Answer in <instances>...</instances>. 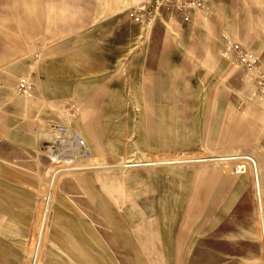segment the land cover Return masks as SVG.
Returning <instances> with one entry per match:
<instances>
[{"label": "rangeland", "instance_id": "obj_1", "mask_svg": "<svg viewBox=\"0 0 264 264\" xmlns=\"http://www.w3.org/2000/svg\"><path fill=\"white\" fill-rule=\"evenodd\" d=\"M145 1L0 0V52L22 46L0 71L25 62L36 71L53 46L85 34L73 24L133 22ZM201 3L147 8L141 56L101 76L102 89L81 77L86 97L62 100L58 124L91 153L75 167L110 168L62 173L50 185L55 167L46 166L39 252L43 212L18 227L0 219V264H264L256 169L234 160L257 162L264 201V0Z\"/></svg>", "mask_w": 264, "mask_h": 264}, {"label": "crops", "instance_id": "obj_2", "mask_svg": "<svg viewBox=\"0 0 264 264\" xmlns=\"http://www.w3.org/2000/svg\"><path fill=\"white\" fill-rule=\"evenodd\" d=\"M73 26L87 27L85 34L73 35L75 39L53 46L36 71L31 72L32 64L26 62L20 64L19 70L0 71V219H11L15 223L16 220L37 219L39 212H43L37 238L45 215L46 166H52L47 150L54 141L53 128L64 126L72 132L69 127L58 124L62 100L86 97L87 88L77 85L85 81L81 77L95 76L93 88H100L105 83L101 76L111 69L119 70L126 57L135 58L142 53L141 29L134 21L83 19ZM10 43L6 52H0V66L7 58L5 55L21 52V42ZM22 82L29 86L26 94L19 91ZM26 123L41 124L52 130L50 133L31 130L24 125ZM94 168L102 167L78 168V171ZM23 225L15 223V227ZM42 232L43 238L44 228Z\"/></svg>", "mask_w": 264, "mask_h": 264}, {"label": "built area", "instance_id": "obj_3", "mask_svg": "<svg viewBox=\"0 0 264 264\" xmlns=\"http://www.w3.org/2000/svg\"><path fill=\"white\" fill-rule=\"evenodd\" d=\"M201 1L202 0H146L145 4L130 16L136 24L142 26L146 19L145 12L149 10L147 8H154L157 10L161 6H169L171 9L174 7L177 9L183 7V9L193 10L202 5ZM235 54L237 59H240L241 64L250 68L253 66L254 61L249 60L250 58L248 59L247 54L241 52L238 47H235ZM258 84L260 87H264V79L259 77ZM19 90L22 94H26L29 90L28 84L23 82L20 83ZM53 131L54 141L47 150L50 163L55 167L52 177L73 171L76 169V164L81 161L91 160L88 144H86L85 140L80 135L70 132L64 126H57L53 128ZM246 157L247 158L237 161L255 166L253 160L248 156ZM245 164L241 165L244 166ZM239 166L237 167V173H240Z\"/></svg>", "mask_w": 264, "mask_h": 264}, {"label": "bare ground", "instance_id": "obj_4", "mask_svg": "<svg viewBox=\"0 0 264 264\" xmlns=\"http://www.w3.org/2000/svg\"><path fill=\"white\" fill-rule=\"evenodd\" d=\"M244 158H247V157H242V156H240L239 158L238 157H234V160H240V159H244ZM222 160H224V159H221V158L218 157L216 159H213L212 161L217 162V161H222ZM207 161H210V160H207ZM253 162H254V165H255L253 167H255V169H256V174H254V180H255L254 181V186H255V189H256V200H257V205H258V219H259V223H260V232L259 233H261V240H262L263 252H264V201L262 199L261 191H260V179H259V176H258L257 162L254 161V160H253ZM239 168H240V173H242L245 170V167L239 166ZM78 170L79 169L76 168L73 171H78ZM56 177L57 176L51 177L52 179H51L50 182H53V184H54V180H55ZM46 206H47V204H46ZM46 206H45V215H44V218H43V224H42L41 231H40V233L38 235L37 242H36V244H39L38 252H39L40 243H41V240H42V233H43L42 231H43V228H44V224L46 222L45 221L46 212H47V207Z\"/></svg>", "mask_w": 264, "mask_h": 264}]
</instances>
